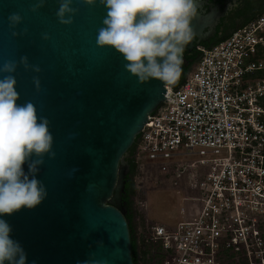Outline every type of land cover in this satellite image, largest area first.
<instances>
[{
	"label": "water",
	"instance_id": "obj_1",
	"mask_svg": "<svg viewBox=\"0 0 264 264\" xmlns=\"http://www.w3.org/2000/svg\"><path fill=\"white\" fill-rule=\"evenodd\" d=\"M38 3L0 0V67L9 60L19 64L22 56L40 67V73L17 68V103L32 102L38 117L50 121L55 158L45 155L36 176L47 189L43 203L0 219L11 226L27 264H135L128 212L119 207L130 150L180 78L170 86L156 80L141 85L125 70L121 54L100 49L96 36L106 9L99 3L74 2L79 12L71 26L58 22V0L33 12ZM13 13L23 17L14 29ZM207 25L208 17L198 12L195 37L185 50H193ZM182 59L183 73L189 64L184 53Z\"/></svg>",
	"mask_w": 264,
	"mask_h": 264
},
{
	"label": "built area",
	"instance_id": "obj_2",
	"mask_svg": "<svg viewBox=\"0 0 264 264\" xmlns=\"http://www.w3.org/2000/svg\"><path fill=\"white\" fill-rule=\"evenodd\" d=\"M198 51L135 142L136 158L186 184L179 219L150 239L161 264H264V14Z\"/></svg>",
	"mask_w": 264,
	"mask_h": 264
},
{
	"label": "clouds",
	"instance_id": "obj_3",
	"mask_svg": "<svg viewBox=\"0 0 264 264\" xmlns=\"http://www.w3.org/2000/svg\"><path fill=\"white\" fill-rule=\"evenodd\" d=\"M74 2L90 7L99 3L106 9L96 44L121 54L125 70L141 85L156 80L170 86L180 78L184 50L196 34L192 26L198 14L196 0H58L55 14L60 24L75 23L79 9L73 7ZM45 3L39 0L32 11H39ZM9 23L14 29L23 23V17L13 13ZM43 39L51 37L44 34ZM20 65L26 71L41 72L27 56H22L19 64L9 60L0 67V216H11L24 208L34 210L43 203L47 189L36 176L45 155L55 158L50 121L38 117L32 102L17 103L21 97L14 74ZM34 84L39 91L38 77H34ZM11 233V226L0 219V264H27L24 249L11 239Z\"/></svg>",
	"mask_w": 264,
	"mask_h": 264
},
{
	"label": "rangeland",
	"instance_id": "obj_4",
	"mask_svg": "<svg viewBox=\"0 0 264 264\" xmlns=\"http://www.w3.org/2000/svg\"><path fill=\"white\" fill-rule=\"evenodd\" d=\"M135 161L137 167L134 175V223L141 241L140 264H161L164 256L157 243L150 239L153 232L152 227L179 219L178 210L183 204V196L178 191H183L186 184L181 181L174 186L172 178L161 172L158 166L141 158L135 157ZM156 214L160 219L155 216ZM255 219L258 222L254 223L256 224L254 228L258 229L260 233L258 238L262 239L261 249H259L262 253L264 252V213L257 214ZM238 257L235 258V262L231 257L228 258L229 264H245L242 258ZM261 257H264V253ZM256 260L260 262V259Z\"/></svg>",
	"mask_w": 264,
	"mask_h": 264
},
{
	"label": "flooded vegetation",
	"instance_id": "obj_5",
	"mask_svg": "<svg viewBox=\"0 0 264 264\" xmlns=\"http://www.w3.org/2000/svg\"><path fill=\"white\" fill-rule=\"evenodd\" d=\"M196 1L200 5L198 12L202 16L208 17V25L203 31V34L195 38L193 50L184 51V54H189L192 56L195 53L199 54V48L213 47L214 45L224 41V38L227 35L229 37L236 30L250 24L252 21L256 20L264 14V12L260 13L262 8L264 7V0ZM131 177L132 176L129 173L125 178V192L123 193L121 201L119 202V207L127 210V215H133L135 213L134 194L132 195V193H130L128 189L129 180L131 179Z\"/></svg>",
	"mask_w": 264,
	"mask_h": 264
},
{
	"label": "trees",
	"instance_id": "obj_6",
	"mask_svg": "<svg viewBox=\"0 0 264 264\" xmlns=\"http://www.w3.org/2000/svg\"><path fill=\"white\" fill-rule=\"evenodd\" d=\"M263 12H264V7L262 8L260 13H263ZM249 21H247V22H249ZM227 37H228V35L224 39H226ZM224 39H222V40H224ZM222 40H220V41H222ZM220 41H218V42H220ZM197 57H198V53H195L193 56L189 55V54H184V58L186 59V62L189 63V65L184 66L183 73L179 79L178 84H181L183 82L184 78L186 77V75L190 71V69H191L192 65L194 64V62L196 61ZM135 157H136V143L131 148L130 158L128 159V162L130 164V174L132 176L131 179L129 180V186H128L129 188L128 189H129L130 193H132V195L134 194V180H133V178H134L136 167H137ZM134 219H135L134 214L133 215H127V220L130 223V232H131V239H132V251H133L134 262H135V264H140L139 245L137 242V229H136V226L134 223Z\"/></svg>",
	"mask_w": 264,
	"mask_h": 264
},
{
	"label": "crops",
	"instance_id": "obj_7",
	"mask_svg": "<svg viewBox=\"0 0 264 264\" xmlns=\"http://www.w3.org/2000/svg\"><path fill=\"white\" fill-rule=\"evenodd\" d=\"M155 214V213H154ZM156 217L158 216L157 214L155 215ZM158 218V217H157ZM160 219V218H158ZM176 219L172 220V221H168V222H163V224H169V223H173Z\"/></svg>",
	"mask_w": 264,
	"mask_h": 264
}]
</instances>
